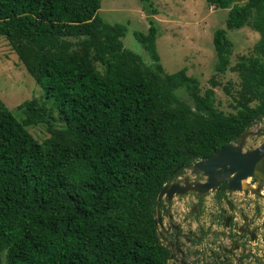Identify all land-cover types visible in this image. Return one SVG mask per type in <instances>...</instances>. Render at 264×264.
I'll return each instance as SVG.
<instances>
[{
  "label": "trees",
  "instance_id": "1",
  "mask_svg": "<svg viewBox=\"0 0 264 264\" xmlns=\"http://www.w3.org/2000/svg\"><path fill=\"white\" fill-rule=\"evenodd\" d=\"M207 1L230 11L203 91L187 69L165 73L151 18L135 33L146 62L124 47L125 25L98 15L101 0H0V37L54 105L26 101L19 120L0 100L2 264H168L162 188L264 120V0ZM245 27L260 40L232 65L229 32ZM230 71L239 83L225 89L236 111L226 114L215 90ZM42 124L40 143L28 128Z\"/></svg>",
  "mask_w": 264,
  "mask_h": 264
},
{
  "label": "rangeland",
  "instance_id": "2",
  "mask_svg": "<svg viewBox=\"0 0 264 264\" xmlns=\"http://www.w3.org/2000/svg\"><path fill=\"white\" fill-rule=\"evenodd\" d=\"M248 0H234L235 4L244 5ZM152 8L144 9L140 0H101L98 15L109 24H123L127 34L123 38L124 47L149 62L142 45L136 40L135 33L146 34L150 28L149 18L158 28L157 49L166 74H173L187 69L190 76L196 77L203 91L208 89L210 79L216 75V52L214 34L225 27L229 9L210 6L207 0H151ZM234 44L231 62L237 63L240 57L249 55L260 35L249 27L229 32ZM220 86L215 90L219 110L236 113L231 94L238 87L239 79L233 72L217 75ZM232 83L233 87L230 85ZM225 89L230 90V95ZM184 98L187 99L185 95ZM44 90L36 83L19 61L17 55L3 37H0V100L19 120L24 118L21 105L37 99L47 103L53 109V100L45 99ZM188 100V99H187ZM57 118L58 113L54 111ZM55 127L61 128L60 121ZM31 135L40 143L50 137L48 125L42 124L28 128ZM243 150L251 151L264 144V120L255 125L241 142ZM189 172H187L188 175ZM253 178H250L252 180ZM249 186V183H248ZM260 186V182L258 187ZM246 188V187H245ZM264 191V187H262ZM1 257V255H0ZM0 264L1 260H0Z\"/></svg>",
  "mask_w": 264,
  "mask_h": 264
},
{
  "label": "flooded vegetation",
  "instance_id": "3",
  "mask_svg": "<svg viewBox=\"0 0 264 264\" xmlns=\"http://www.w3.org/2000/svg\"><path fill=\"white\" fill-rule=\"evenodd\" d=\"M205 181L189 167L167 185ZM258 185L252 179L242 191H230L225 181L205 194L162 197L155 225L168 264H264V184Z\"/></svg>",
  "mask_w": 264,
  "mask_h": 264
},
{
  "label": "water",
  "instance_id": "4",
  "mask_svg": "<svg viewBox=\"0 0 264 264\" xmlns=\"http://www.w3.org/2000/svg\"><path fill=\"white\" fill-rule=\"evenodd\" d=\"M247 135L248 132L244 133L239 140L242 142ZM237 143L227 144L211 157L191 166L193 174H203L206 177L204 183L195 186L166 184L159 193L158 201L165 195L173 198L188 191L205 194L215 191L225 181L229 182L230 191H242V182L249 178L257 179L261 187L264 184V144L245 152L242 144Z\"/></svg>",
  "mask_w": 264,
  "mask_h": 264
},
{
  "label": "bare ground",
  "instance_id": "5",
  "mask_svg": "<svg viewBox=\"0 0 264 264\" xmlns=\"http://www.w3.org/2000/svg\"><path fill=\"white\" fill-rule=\"evenodd\" d=\"M250 179V178H249ZM249 179L242 182V187H248Z\"/></svg>",
  "mask_w": 264,
  "mask_h": 264
}]
</instances>
